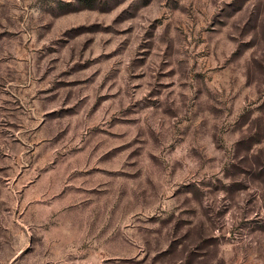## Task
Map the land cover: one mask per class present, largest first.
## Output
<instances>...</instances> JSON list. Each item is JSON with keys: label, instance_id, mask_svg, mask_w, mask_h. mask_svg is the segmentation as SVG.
Listing matches in <instances>:
<instances>
[{"label": "rangeland", "instance_id": "1", "mask_svg": "<svg viewBox=\"0 0 264 264\" xmlns=\"http://www.w3.org/2000/svg\"><path fill=\"white\" fill-rule=\"evenodd\" d=\"M0 264H264V0H0Z\"/></svg>", "mask_w": 264, "mask_h": 264}]
</instances>
